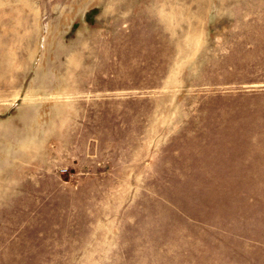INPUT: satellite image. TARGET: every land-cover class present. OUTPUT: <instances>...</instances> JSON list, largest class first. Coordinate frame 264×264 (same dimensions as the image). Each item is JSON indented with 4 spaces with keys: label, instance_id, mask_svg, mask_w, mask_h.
<instances>
[{
    "label": "rangeland",
    "instance_id": "obj_1",
    "mask_svg": "<svg viewBox=\"0 0 264 264\" xmlns=\"http://www.w3.org/2000/svg\"><path fill=\"white\" fill-rule=\"evenodd\" d=\"M0 264H264V0H0Z\"/></svg>",
    "mask_w": 264,
    "mask_h": 264
}]
</instances>
